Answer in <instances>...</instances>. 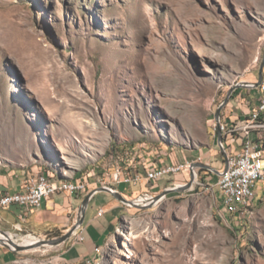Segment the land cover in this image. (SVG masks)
I'll return each instance as SVG.
<instances>
[{
	"label": "rangeland",
	"instance_id": "374dc122",
	"mask_svg": "<svg viewBox=\"0 0 264 264\" xmlns=\"http://www.w3.org/2000/svg\"><path fill=\"white\" fill-rule=\"evenodd\" d=\"M263 51L264 0H0V173L112 187L118 170L139 169L141 184H125L142 189L125 196L135 199L192 179L184 170L149 182L154 165L220 171L216 109L231 87L258 80ZM254 89L235 88L221 119L247 115ZM251 137L263 141L264 128ZM204 169L152 206L118 199L88 264H264V176L234 216ZM0 229L19 244L66 232ZM12 252L14 264H61L50 245Z\"/></svg>",
	"mask_w": 264,
	"mask_h": 264
},
{
	"label": "built area",
	"instance_id": "2783aa9c",
	"mask_svg": "<svg viewBox=\"0 0 264 264\" xmlns=\"http://www.w3.org/2000/svg\"><path fill=\"white\" fill-rule=\"evenodd\" d=\"M256 89L259 92L256 105L250 109L245 118H240L229 125L220 117L219 129L221 134H225V139L221 144H218L224 152V163L218 176L217 185L222 209L227 214L238 215L245 203H251L256 192V185L262 180L264 173V156L261 154V147H264V144L262 141H254L251 137V132L254 129L264 128V79ZM235 141L238 145L234 147L232 143ZM191 163L187 161L175 162L170 165H154L145 171V178L149 182L158 181L164 175L172 176L181 171L190 170ZM87 178V176L76 178L72 188H64L58 186V178L52 177L47 172L32 173L24 178L21 190L0 194V206L7 208L17 204L24 208H40L43 199H47L53 194L60 192L83 194L87 192ZM115 178L118 182L129 183H137L142 179L137 170L129 173L118 170ZM152 196L151 193L144 192L143 196L138 197L151 198ZM102 212L103 210L100 209L98 214ZM16 227L21 230L20 225ZM70 239H73L74 242L84 240L82 226L75 230Z\"/></svg>",
	"mask_w": 264,
	"mask_h": 264
},
{
	"label": "crops",
	"instance_id": "0c3cea01",
	"mask_svg": "<svg viewBox=\"0 0 264 264\" xmlns=\"http://www.w3.org/2000/svg\"><path fill=\"white\" fill-rule=\"evenodd\" d=\"M258 94L259 92L256 91L254 99L250 100V104L248 106L249 111L256 105ZM246 116L247 115L238 114L236 117H231L232 119L227 117L225 121L229 125H232L238 119L245 118ZM214 141L215 140H212L209 144L215 145ZM232 145L235 147L238 143L235 141ZM25 177L26 175L23 171H11L6 174L0 173V194L7 191L16 192L21 190ZM167 177H170V175H164L159 180H166ZM98 182L99 180L96 177L89 180L87 178L88 190L86 193H56L47 199H43L40 208H24L17 204H13L7 208H2L0 206V222L9 227V229L18 230L16 226L20 225L21 230H28L31 233L36 234H45L46 231L52 230L60 233L62 231H67L79 218L82 200L85 195L95 188L102 186L99 185ZM126 183L119 182L117 184H113L112 187L123 196H132L139 194L142 191V189L129 191L125 186ZM138 183H140V181ZM144 192L148 191H143V193ZM117 200L118 199L115 196L107 191H97L94 193L85 209V216L82 224L84 240L74 242L73 239L69 238L64 242L52 246V250L55 252V259L58 263L88 264L101 253L107 243L110 226L117 212ZM100 209H102L103 212L98 214ZM48 213L54 215L55 217L53 219H49L47 217ZM31 235L32 234H28L27 236L29 237ZM14 262V253L12 250L0 245V264H14Z\"/></svg>",
	"mask_w": 264,
	"mask_h": 264
},
{
	"label": "water",
	"instance_id": "95a60500",
	"mask_svg": "<svg viewBox=\"0 0 264 264\" xmlns=\"http://www.w3.org/2000/svg\"><path fill=\"white\" fill-rule=\"evenodd\" d=\"M263 67H264V51H263V56H262V60H261L260 68H259L258 80L255 82H241V83H238L235 86L231 87L230 90L228 91L226 97L224 98V100L217 107L216 112H215V120H216V126H217V141L219 144H221V142H222V134H221V131L219 129L220 112H221L222 108L228 102L229 97H230L231 93L233 92V90H235V88H237L238 86H247V87H254V88L258 87V85L263 81ZM197 167L198 168H206L209 170H214L218 175L221 173L220 171L213 169L208 164H205L202 162H192L190 165V172H191V178H192L191 181H189L188 183L183 184V185H176L174 187H167L161 193L152 196L150 198L149 202L146 204L136 203L135 202L136 198L135 199H127L125 196H123L117 190H113L111 187L103 185V186H100L98 188H95L94 190L88 192L85 195V197L82 200L79 218L75 221V223L66 232H64L60 236L50 238V239H44V238L39 239L38 238V240L35 243H33V245L25 246V245L17 243L15 240H13V236L10 232L0 229V234H2L4 236V237H0V245L8 248L10 250H22V249H25L26 247L33 248V247H41V246H45V245H50V246L57 245L61 242L66 241L67 239H69L72 236V234L75 232V230L79 226H82L84 216H85V209L87 207V204H88L90 198L94 195L95 192H97V191L110 192L113 196H115L117 199H119L120 201L124 202L127 205L152 206V205L156 204L157 202H159L166 194H168L170 192L188 189L191 186L193 178L195 176L194 169Z\"/></svg>",
	"mask_w": 264,
	"mask_h": 264
},
{
	"label": "bare ground",
	"instance_id": "6f19581e",
	"mask_svg": "<svg viewBox=\"0 0 264 264\" xmlns=\"http://www.w3.org/2000/svg\"><path fill=\"white\" fill-rule=\"evenodd\" d=\"M261 154L264 156V147H261ZM47 173L50 174L49 172H47ZM51 176L54 177L53 175H51ZM263 176H264V173L262 175V178H263ZM73 181H75V180H61V179H58V186L59 187H64V188H72L73 187ZM149 200H150V198L139 197V198L135 199V202L139 203V204H146V203L149 202ZM249 205H250V203H245L242 206V208L248 207ZM0 237H4V236L2 234H0ZM37 240H38V238L37 239L26 238V239L23 240V242L21 244L25 245V246H29V245H33V243H35ZM26 248H28V247H26ZM121 253H122V250L119 248L118 254H121Z\"/></svg>",
	"mask_w": 264,
	"mask_h": 264
},
{
	"label": "trees",
	"instance_id": "16d2710c",
	"mask_svg": "<svg viewBox=\"0 0 264 264\" xmlns=\"http://www.w3.org/2000/svg\"><path fill=\"white\" fill-rule=\"evenodd\" d=\"M254 91H256V89H254ZM232 96H233V94H232ZM231 96V97H232ZM222 120H223V118H222ZM254 141H256V142H259L260 140L259 139H254ZM263 142V144H264V140L262 141ZM137 171H139L140 172V170L139 169H136ZM205 170V169H204ZM55 175V174H54ZM56 177H59V178H61L62 176L61 175H56ZM76 179V178H75ZM126 183V182H125ZM138 183V182H137ZM137 183H134V185H136ZM86 193V192H85ZM232 215H234V214H232ZM234 216H236V215H234ZM61 233L60 232H58V233H56V234H54L55 236H57V235H60Z\"/></svg>",
	"mask_w": 264,
	"mask_h": 264
}]
</instances>
